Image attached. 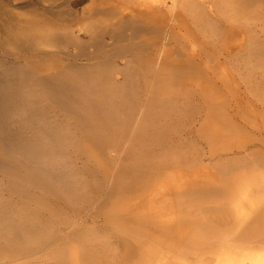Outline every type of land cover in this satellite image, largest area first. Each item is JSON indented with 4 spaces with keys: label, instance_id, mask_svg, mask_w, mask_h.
Instances as JSON below:
<instances>
[{
    "label": "bare ground",
    "instance_id": "1",
    "mask_svg": "<svg viewBox=\"0 0 264 264\" xmlns=\"http://www.w3.org/2000/svg\"><path fill=\"white\" fill-rule=\"evenodd\" d=\"M33 7L0 56V264H264V197L190 199L264 190V0Z\"/></svg>",
    "mask_w": 264,
    "mask_h": 264
},
{
    "label": "rangeland",
    "instance_id": "2",
    "mask_svg": "<svg viewBox=\"0 0 264 264\" xmlns=\"http://www.w3.org/2000/svg\"><path fill=\"white\" fill-rule=\"evenodd\" d=\"M36 0H0V56L5 54L4 51L6 48V26L11 25L10 21H23L27 19H32L34 17L38 18V13L34 11L33 5L35 4ZM56 5L63 4L65 0H55ZM48 5V3H47ZM25 7V8H24ZM254 34H258L260 40H264V29L255 28ZM138 41H142L148 37H150L147 33H139L137 35ZM74 48L71 47V50ZM17 52L16 50H11L10 53ZM19 52L27 53V51L19 50ZM7 55V54H6ZM12 60L13 57L9 55ZM9 56H5V59H8ZM261 80V79H260ZM261 141H255L254 144H251V150L256 152L258 156H264V137L260 138ZM264 170L261 169L260 171ZM236 171L224 173L222 174L219 172V177H217V181L215 185H218L222 188L221 192L212 193L207 191V193L203 197L200 198H190L196 199L192 200L191 203L200 205H210L218 203L220 200L225 197V195H235V197H242L244 200H247L250 203H258L264 197V190H252L247 182H242L239 180ZM206 191V190H205ZM248 191V192H243ZM264 202V198L261 200ZM207 215V214H206ZM205 215V216H206ZM208 217V216H207ZM205 217V220L199 230L205 229L209 222H213L211 219ZM140 241V238L137 236V242Z\"/></svg>",
    "mask_w": 264,
    "mask_h": 264
}]
</instances>
